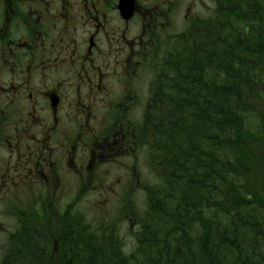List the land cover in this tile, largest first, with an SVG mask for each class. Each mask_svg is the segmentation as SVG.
<instances>
[{
  "label": "trees",
  "instance_id": "obj_1",
  "mask_svg": "<svg viewBox=\"0 0 264 264\" xmlns=\"http://www.w3.org/2000/svg\"><path fill=\"white\" fill-rule=\"evenodd\" d=\"M159 62L133 246L116 220L50 203L18 214L0 264H264V0H215Z\"/></svg>",
  "mask_w": 264,
  "mask_h": 264
},
{
  "label": "flooded vegetation",
  "instance_id": "obj_2",
  "mask_svg": "<svg viewBox=\"0 0 264 264\" xmlns=\"http://www.w3.org/2000/svg\"><path fill=\"white\" fill-rule=\"evenodd\" d=\"M179 1L0 0V231L21 211L41 215L50 203L81 212L119 160V195L128 203L121 213L135 204L146 150L139 128L178 32ZM198 2L206 15L213 9L207 0H191L189 9ZM130 5L127 16L121 9Z\"/></svg>",
  "mask_w": 264,
  "mask_h": 264
},
{
  "label": "rangeland",
  "instance_id": "obj_3",
  "mask_svg": "<svg viewBox=\"0 0 264 264\" xmlns=\"http://www.w3.org/2000/svg\"><path fill=\"white\" fill-rule=\"evenodd\" d=\"M206 0H204L205 2ZM191 0H180L178 4V13L179 20L177 22V26L174 27L175 31L178 32L184 30L186 28V25L184 23V15H190V14H200L201 16L206 15L209 10L203 11L200 9L199 6H203L205 9H208V7L205 5V3L198 2L195 6L191 7L189 9V3ZM204 4V5H203ZM207 4L210 6H213V0H207ZM207 16V15H206ZM164 35V32L162 33ZM148 78H150V74H148ZM143 88V87H142ZM138 116L142 114V111L138 110ZM140 119V118H139ZM141 178L144 182H152L151 173L148 171V154L146 150V154L143 153L141 155ZM119 163L122 166V160H119L115 163H112L114 165L108 166L104 170V175L106 176V179L103 183L94 186L92 189V192L88 194L81 202L80 205H78V208H80L81 212L86 214L88 217H90L92 220H95L98 222V220H105V219H113L117 222V228H119L120 235L125 238V245L127 249H130L133 246V239L129 238L128 234V224H125L126 218L130 216H134V212L136 210H140L144 208V198H145V191H144V185L142 188L139 187V189L136 191V200L135 204L133 206H130L128 209H125L123 212L120 213V210L122 209V206L127 205L128 203L124 204L121 200V197L119 195L118 188H122L123 180L118 181L119 173H121V168L119 169L118 166H116ZM139 202V203H138ZM140 204V205H139ZM127 212L130 216H126ZM131 213V214H130ZM14 225V221H8V228L3 230L4 232L0 231V241L4 240L5 235L7 232L9 233L11 231V226ZM3 249V243L0 242V251ZM1 255V254H0Z\"/></svg>",
  "mask_w": 264,
  "mask_h": 264
}]
</instances>
